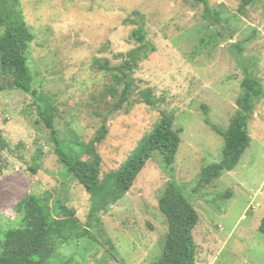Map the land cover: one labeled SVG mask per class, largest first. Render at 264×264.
Instances as JSON below:
<instances>
[{
  "label": "rangeland",
  "instance_id": "rangeland-1",
  "mask_svg": "<svg viewBox=\"0 0 264 264\" xmlns=\"http://www.w3.org/2000/svg\"><path fill=\"white\" fill-rule=\"evenodd\" d=\"M209 1L220 21L213 14L206 20L204 6L194 0H6L8 21L25 22L35 34L27 53L34 89L55 105V126L69 153L107 123L110 132L97 150L105 179L162 111L174 115L182 142L172 169L156 154L130 192L99 211L59 160L35 98L2 72L0 51V134L8 144L0 145V251L8 232L23 228L17 204L38 195L54 211L64 202L68 211L60 218L76 220L75 228L60 226L63 236L47 264H154L168 234L159 201L174 182L200 216L195 264H264V0L245 13L241 0ZM141 27L146 49L134 37ZM6 30L0 26V40ZM138 50L130 99L112 114L125 87L115 82L117 68ZM248 73L263 88L249 116L251 144L234 170L201 182L202 169L221 161L225 145L206 124L203 106L214 124L228 129ZM147 89L156 108L138 103Z\"/></svg>",
  "mask_w": 264,
  "mask_h": 264
},
{
  "label": "trees",
  "instance_id": "trees-1",
  "mask_svg": "<svg viewBox=\"0 0 264 264\" xmlns=\"http://www.w3.org/2000/svg\"><path fill=\"white\" fill-rule=\"evenodd\" d=\"M205 8L204 17L209 21L213 14L220 21L218 12H213L209 0H194ZM259 0H241L239 11L245 13L247 8ZM6 0H0V26L7 25L5 35L0 40L1 69L10 73L15 88L30 94L38 105V116L51 133L55 144L56 154L64 164L69 175L86 189L91 195L94 207L99 211H105L110 205L122 200L134 187L139 175L147 163L160 154L168 169H172L178 153L181 139V130H175V117L171 113L162 111L161 118L153 130L145 135L139 142L135 151L121 165V167L102 179V158L98 153V146L107 138L110 129L104 123L98 129L94 138L89 143H82L80 151L71 154L62 145L59 130L55 126L57 109L47 97L38 95L34 89V77L27 56L29 46L35 40V34L25 22L15 19L13 23L6 5ZM218 17V18H217ZM212 25L211 22H208ZM134 37L141 42L142 49L147 48L144 29L141 27L134 32ZM141 52H135L124 65L117 68L120 74L115 75V82L125 87L115 104L112 114L117 113L130 99L135 80L132 77L134 70L138 68V60ZM243 93L239 99L240 109L232 118L228 129H222L214 124L210 118L209 108L203 106L205 122L216 133L224 138L225 145L222 159L219 163L204 167L200 174V180L210 183L219 179L226 171H232L240 162L242 156L251 144L249 133V116L254 108L256 97L260 98L263 88L250 73L243 81ZM111 93L119 94L117 88L112 87ZM138 103L156 108L157 100L151 89L141 91ZM0 145L8 147L0 134ZM35 171V170H34ZM228 197L231 193L226 194ZM159 207L164 215L168 234L161 259L154 264H195L197 258V244L194 239V230L197 227L200 216L193 203L184 195L182 189L174 182H170L160 198ZM54 206L42 196L30 195L21 200L17 206V213L22 217V229L11 230L7 233L4 248L0 251V264H47L52 258L56 248V242L61 239L60 226L72 225L76 227V220L60 218L68 211L64 202ZM260 232L264 234V219L260 226ZM60 236V237H59Z\"/></svg>",
  "mask_w": 264,
  "mask_h": 264
}]
</instances>
